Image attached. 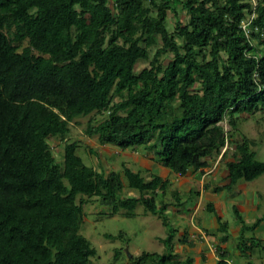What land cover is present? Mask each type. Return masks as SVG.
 <instances>
[{"label":"trees","instance_id":"trees-1","mask_svg":"<svg viewBox=\"0 0 264 264\" xmlns=\"http://www.w3.org/2000/svg\"><path fill=\"white\" fill-rule=\"evenodd\" d=\"M179 6L189 18L171 30L168 11ZM255 39L264 46V0H0V264H91L98 248L80 230L93 197L128 216L142 204L170 225L169 203L157 202L169 178L127 166L124 176L105 174L85 163L76 140L56 159L49 139L68 140L80 117L108 112L90 119L88 136L143 146L181 175L226 158L234 144L229 183L218 189L262 176L256 141L237 122L264 109V47ZM141 60L149 65L138 70ZM126 186L140 195L124 197ZM262 221L243 226L242 254L256 244L245 233ZM175 235L163 239L165 253L144 251L133 263L194 264L176 252ZM221 257L216 264H229Z\"/></svg>","mask_w":264,"mask_h":264},{"label":"rangeland","instance_id":"rangeland-1","mask_svg":"<svg viewBox=\"0 0 264 264\" xmlns=\"http://www.w3.org/2000/svg\"><path fill=\"white\" fill-rule=\"evenodd\" d=\"M168 13V27L171 30L175 28L178 17L182 22H187L189 18L187 10L182 9L181 6L178 7L177 15L171 10ZM254 44L260 49L264 47L256 39L254 40ZM24 45H26V42ZM157 47L154 46L151 48V58L154 56ZM171 57L172 54L165 53L161 58L167 63ZM148 65L149 60H141L137 65V69L139 70ZM118 99L116 97V100ZM107 116L108 112L104 111L80 117L78 122L73 125L72 135L68 140L62 142L59 138L49 139L56 159L63 161L65 143L76 140L80 143L78 154L82 156L85 163L94 166L98 170H103L105 174H109L111 171H119L124 176V167L127 166L134 171H142L147 179L151 177L153 172L169 178L172 182L168 192L165 195L160 194L157 202L159 203L161 199H164L169 203L167 213L168 223L170 225H165L163 222L164 219L159 215L146 212L142 204L136 208V215L128 216L124 209L118 213H112L111 207L102 205L98 197H93L84 205L85 215L80 230L98 248V255L92 259L91 264H134L132 261L133 258L139 256L144 251L163 254L167 251V246L163 239L167 238L171 231L176 233L174 238L176 252L180 254L182 259L187 258L191 252L188 247L184 249L185 244L180 241L183 236L180 234V231H186L194 222L198 224L201 214V212H198L196 218L193 220L192 209L186 206L188 195H190L188 190L189 186H193L192 183L195 184L194 190L202 188V183L199 179L204 175L206 170L190 169L189 174L182 176L163 166L155 155L147 151L143 146L122 150L117 145L102 144L97 136L90 137L86 134V128L91 118H93L95 123H98ZM237 116L239 130L250 139L256 141L253 149L257 152V158L264 161V109L252 114H237ZM221 124L226 130L231 131L230 117H227ZM236 139L241 140V135L238 134ZM229 147L230 152L226 158H233L232 153L235 145L231 143ZM225 149L226 147L222 151ZM220 155L215 154L209 157L210 162L215 165ZM226 158L222 160L223 163L221 166L225 163ZM187 179L191 181L187 182ZM255 182L264 191V174ZM125 184H127L126 181ZM176 189L178 191L181 190L179 191L180 200L174 195ZM122 193L124 197L140 195L135 190H130L127 186ZM181 200H184L183 205L178 204ZM206 206L207 200L204 199L201 203L200 210H204ZM171 228H176L177 231H173ZM109 235L111 237H108ZM128 252L132 254L131 257L128 255ZM239 260L242 261V258Z\"/></svg>","mask_w":264,"mask_h":264},{"label":"crops","instance_id":"crops-1","mask_svg":"<svg viewBox=\"0 0 264 264\" xmlns=\"http://www.w3.org/2000/svg\"><path fill=\"white\" fill-rule=\"evenodd\" d=\"M232 159L226 158L221 166L223 159L220 155L215 165L210 162L209 166L198 169L206 170L199 179L202 188L194 190V183L189 186L190 195L186 206L192 209L193 220L197 213L201 212L200 221L198 224L194 222L186 231H180V234L183 235L182 239L187 235V241L183 242L184 249H190L194 264H216L223 253L226 259L233 260L235 264H264V221L254 231L245 233L249 245L256 243L254 247L246 255L242 254L239 248L243 226L251 225L264 217V191L260 185H256L258 178L253 181L240 180L232 189H218L219 186L229 183L227 162ZM204 199L207 200V206L201 211L200 206ZM181 202L180 205H183L184 200ZM210 203L213 204L214 210L208 209ZM235 208L241 218L236 214ZM220 219L227 223V229L221 228ZM226 235L228 238L224 239Z\"/></svg>","mask_w":264,"mask_h":264},{"label":"built area","instance_id":"built-area-1","mask_svg":"<svg viewBox=\"0 0 264 264\" xmlns=\"http://www.w3.org/2000/svg\"><path fill=\"white\" fill-rule=\"evenodd\" d=\"M253 2H254V5H256L257 0H253ZM249 23H250V21H248L246 19V20L243 21V24H242L243 27L246 29L248 34H249V31H250L249 28H248ZM227 261H228L229 264H235L234 261L231 260V259H227Z\"/></svg>","mask_w":264,"mask_h":264},{"label":"water","instance_id":"water-1","mask_svg":"<svg viewBox=\"0 0 264 264\" xmlns=\"http://www.w3.org/2000/svg\"><path fill=\"white\" fill-rule=\"evenodd\" d=\"M128 255L131 257L132 256V254L130 253V252H128Z\"/></svg>","mask_w":264,"mask_h":264}]
</instances>
